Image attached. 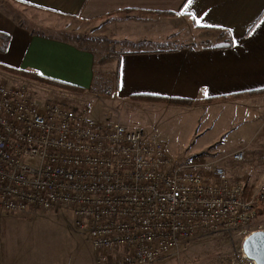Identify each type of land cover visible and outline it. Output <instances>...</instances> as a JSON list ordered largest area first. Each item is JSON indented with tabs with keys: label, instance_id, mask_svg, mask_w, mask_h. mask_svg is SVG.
<instances>
[{
	"label": "built area",
	"instance_id": "obj_1",
	"mask_svg": "<svg viewBox=\"0 0 264 264\" xmlns=\"http://www.w3.org/2000/svg\"><path fill=\"white\" fill-rule=\"evenodd\" d=\"M106 84L112 77L95 75L99 90ZM232 161L246 162L245 151ZM257 206H264V183L247 200L214 162L176 164L143 130L0 83V211L71 210L96 264H157L208 232L250 226ZM251 234L239 264H255L243 251Z\"/></svg>",
	"mask_w": 264,
	"mask_h": 264
},
{
	"label": "rangeland",
	"instance_id": "obj_2",
	"mask_svg": "<svg viewBox=\"0 0 264 264\" xmlns=\"http://www.w3.org/2000/svg\"><path fill=\"white\" fill-rule=\"evenodd\" d=\"M134 17L120 13L93 25L79 24L77 27L82 26L83 30H76L75 35L81 36H72L77 38L81 48L93 50L102 60L96 74L112 77L113 85L106 84L103 91L95 85L94 89L75 93L65 87L70 85L31 73L18 75L0 71V83L26 85L40 102L84 111L106 124L119 122L130 129L143 130L166 146L176 164L214 162L225 168L230 179L242 185L245 198L252 200L264 183V106H256L254 114L251 106H186V109H178L140 106L139 100L120 101L115 81L122 54L211 46L202 41L204 33L185 20L151 24L148 23L151 18L143 23L135 21ZM26 25L35 27L29 20ZM132 35L136 38L132 39ZM159 37L160 41L155 42ZM240 150L245 151L246 162L239 165L232 161V156ZM259 207L250 226L208 232L197 243L157 264H239L244 234L264 231V208ZM3 214L18 218L0 217L1 264H96L97 255L87 236L77 230L71 210L0 212V216Z\"/></svg>",
	"mask_w": 264,
	"mask_h": 264
},
{
	"label": "crops",
	"instance_id": "obj_3",
	"mask_svg": "<svg viewBox=\"0 0 264 264\" xmlns=\"http://www.w3.org/2000/svg\"><path fill=\"white\" fill-rule=\"evenodd\" d=\"M120 13L151 24L185 20L211 43L122 54L115 81L120 101L140 97V106L178 109L251 106L254 114L264 106V0H0V71L88 91L102 60L78 45L73 37L83 29L77 25Z\"/></svg>",
	"mask_w": 264,
	"mask_h": 264
},
{
	"label": "water",
	"instance_id": "obj_4",
	"mask_svg": "<svg viewBox=\"0 0 264 264\" xmlns=\"http://www.w3.org/2000/svg\"><path fill=\"white\" fill-rule=\"evenodd\" d=\"M243 251L255 264H264V231L250 235L243 243Z\"/></svg>",
	"mask_w": 264,
	"mask_h": 264
},
{
	"label": "trees",
	"instance_id": "obj_5",
	"mask_svg": "<svg viewBox=\"0 0 264 264\" xmlns=\"http://www.w3.org/2000/svg\"><path fill=\"white\" fill-rule=\"evenodd\" d=\"M15 74H19V73H16V72H14ZM67 89H70L71 91H73V92H75V93H82V92H84L85 90H82V89H80V88H75V87H70V86H65ZM262 93H264V91L262 92ZM140 99H143V98H140V97H133V100H140ZM260 208H264V206H260L259 207V209Z\"/></svg>",
	"mask_w": 264,
	"mask_h": 264
},
{
	"label": "snow or ice",
	"instance_id": "obj_6",
	"mask_svg": "<svg viewBox=\"0 0 264 264\" xmlns=\"http://www.w3.org/2000/svg\"><path fill=\"white\" fill-rule=\"evenodd\" d=\"M188 2H189V4H191V3H193V2H194V0H188Z\"/></svg>",
	"mask_w": 264,
	"mask_h": 264
}]
</instances>
